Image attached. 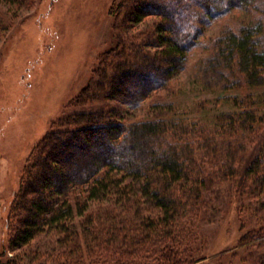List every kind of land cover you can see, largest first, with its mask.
Segmentation results:
<instances>
[{
  "label": "trees",
  "instance_id": "trees-1",
  "mask_svg": "<svg viewBox=\"0 0 264 264\" xmlns=\"http://www.w3.org/2000/svg\"><path fill=\"white\" fill-rule=\"evenodd\" d=\"M188 1L122 0L116 9L117 14L129 11L125 32L145 16L158 18L156 41L152 43L157 48L146 50L125 42L119 52L109 56L110 71L104 70L96 96H91V90L86 88L78 103L102 100L139 107L184 69L190 51L202 35L201 24L255 0ZM263 31L262 22L243 26L239 31L228 30L204 60V65L217 73L211 82L223 83L225 90L234 91L238 103L233 110L218 113L215 124L226 122L219 125L226 126L223 130L214 132L170 114L123 122L120 111L119 119L112 117L111 110L101 109L73 114L63 120L67 129L47 133L33 151L26 177L10 200L8 227L12 226L13 233L4 249L29 244L49 226L62 234L63 242L78 243L74 238L75 220L81 216L86 245L108 250L102 256L103 264L185 263L191 250L185 246L186 236L191 229L186 228V235L182 236L176 222L198 206L196 210H201L206 193L218 184L212 183V175H220V184L229 176L239 177L241 182L251 179L258 186L253 191L264 192V112L260 114V106H264V44L259 39ZM241 87L248 90L241 91ZM249 130H254L256 137L250 155L254 157L243 172L227 165L228 170H208L213 158L223 166L228 154L215 158L220 141L217 133L239 136ZM223 145L236 153L243 144L238 138L226 140ZM143 198L159 215L133 224L131 236L126 234V226L113 223V208L103 206L108 202L122 203L129 215L132 205ZM95 203L102 204L97 214L90 210ZM138 212L135 213L139 215ZM245 234L241 244L264 234V224L249 228ZM119 245L133 250L127 253L121 247V251L116 248ZM142 250L146 253L139 260L133 257ZM150 251L153 256H146Z\"/></svg>",
  "mask_w": 264,
  "mask_h": 264
},
{
  "label": "rangeland",
  "instance_id": "rangeland-1",
  "mask_svg": "<svg viewBox=\"0 0 264 264\" xmlns=\"http://www.w3.org/2000/svg\"><path fill=\"white\" fill-rule=\"evenodd\" d=\"M121 1L0 0V264H103L105 261L102 256L108 254L107 249L86 245L81 216L75 220L74 238L78 243L63 242L62 234L49 226L29 244L4 249L13 233L12 226L8 227L10 200L26 177L28 161L47 133L68 128L63 122L65 118L101 109L111 110L112 117L119 119L117 111H120L123 122L170 114L215 132L226 128L219 126L226 122L215 124L218 113L233 110L238 105L234 91L225 90L223 83L211 82V78H217V73L208 69L204 60L213 53L216 41L226 31H239L243 26L258 22L264 26V0L234 7L211 22L201 24L202 35L190 51L184 69L139 107L102 100L78 103L86 88L91 90V96H96L104 70L110 71L109 56L119 52L125 42L146 50L157 48L152 47V43L156 41L158 18L145 16L125 32L129 11L117 14L116 6ZM259 39L264 44V31ZM260 109L262 114L264 106ZM221 135L217 133L220 141L215 158L228 154L223 166L213 158L208 170L220 172L223 167L228 170L227 165L243 172L254 157L250 156L256 142L254 130L239 136ZM238 138L243 145L236 153L223 145L226 140ZM212 177V183L218 184L206 193L201 210H196L198 206L176 222L182 236L186 235V228L191 229L185 244L191 250L187 261L181 264H264V234L240 243L249 228L264 224V192L253 191L258 186L251 179L241 182L239 177L229 176L220 184V175ZM138 202L132 205L131 215L122 203L108 202L103 206L113 208L110 216L113 223L126 226V234L131 236L135 230L133 224L159 215L146 198ZM101 206L95 203L90 210L97 214ZM121 247L126 252L133 250L120 245L116 248L123 251ZM143 253L146 251H138L133 257L139 260ZM148 253L146 256H153L152 251Z\"/></svg>",
  "mask_w": 264,
  "mask_h": 264
}]
</instances>
